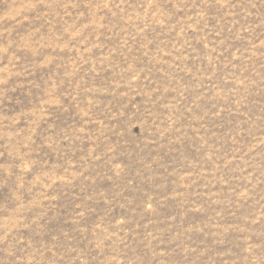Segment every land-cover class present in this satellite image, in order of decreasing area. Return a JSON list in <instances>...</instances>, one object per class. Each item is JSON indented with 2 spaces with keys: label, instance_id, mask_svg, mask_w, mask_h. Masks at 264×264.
Returning a JSON list of instances; mask_svg holds the SVG:
<instances>
[{
  "label": "rangeland",
  "instance_id": "rangeland-1",
  "mask_svg": "<svg viewBox=\"0 0 264 264\" xmlns=\"http://www.w3.org/2000/svg\"><path fill=\"white\" fill-rule=\"evenodd\" d=\"M0 264H264V0H0Z\"/></svg>",
  "mask_w": 264,
  "mask_h": 264
}]
</instances>
